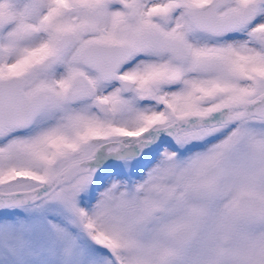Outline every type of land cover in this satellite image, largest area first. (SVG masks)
I'll use <instances>...</instances> for the list:
<instances>
[{
  "label": "snow or ice",
  "instance_id": "1",
  "mask_svg": "<svg viewBox=\"0 0 264 264\" xmlns=\"http://www.w3.org/2000/svg\"><path fill=\"white\" fill-rule=\"evenodd\" d=\"M0 264H264V0H0Z\"/></svg>",
  "mask_w": 264,
  "mask_h": 264
}]
</instances>
